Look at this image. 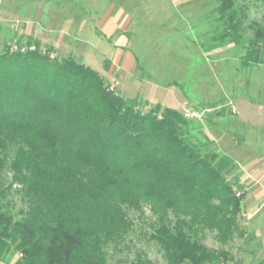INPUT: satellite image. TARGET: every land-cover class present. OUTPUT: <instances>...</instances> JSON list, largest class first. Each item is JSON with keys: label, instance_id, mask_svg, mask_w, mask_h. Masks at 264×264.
I'll return each mask as SVG.
<instances>
[{"label": "trees", "instance_id": "16d2710c", "mask_svg": "<svg viewBox=\"0 0 264 264\" xmlns=\"http://www.w3.org/2000/svg\"><path fill=\"white\" fill-rule=\"evenodd\" d=\"M216 1L213 41L240 46L244 6ZM262 21L248 24L244 68L264 65ZM198 129L179 111L109 91L71 58L0 54V262L15 254L13 264H106L131 227L126 211L148 206L159 219L149 239L165 264H220L227 252L199 236L229 240L241 197L225 178L232 159L209 150Z\"/></svg>", "mask_w": 264, "mask_h": 264}, {"label": "rangeland", "instance_id": "374dc122", "mask_svg": "<svg viewBox=\"0 0 264 264\" xmlns=\"http://www.w3.org/2000/svg\"><path fill=\"white\" fill-rule=\"evenodd\" d=\"M105 2L0 0V54L39 50L50 60L71 58L98 73L122 98L192 120L198 136L204 133L214 142L209 150L232 159L225 178L238 183L233 190L241 197L232 237L223 242L206 231L199 240L227 252L220 264H264V65L247 69L240 61L252 36L248 24L263 23L262 2L234 0L247 15L243 43L236 47L213 41L222 29L216 0H121L110 16ZM118 10L123 13L116 15ZM123 51L131 63L126 59L117 66ZM5 145L8 154L15 148L9 141ZM126 213L131 227L123 244L108 249L106 264H130L139 257L143 264H165L161 248L149 239L158 216L148 206ZM16 260L9 254L0 264Z\"/></svg>", "mask_w": 264, "mask_h": 264}, {"label": "crops", "instance_id": "0c3cea01", "mask_svg": "<svg viewBox=\"0 0 264 264\" xmlns=\"http://www.w3.org/2000/svg\"><path fill=\"white\" fill-rule=\"evenodd\" d=\"M119 1H121V0H106V2H105V8L107 9V14L110 16V15H112V14H114L115 12H116V10H115V2L117 3V2H119ZM127 4V3H126ZM136 4L137 3H135L134 2V5L132 6V3L131 4H129V6L130 7H135L136 6ZM115 11V12H114ZM121 11H119L118 10V12L116 13V15L118 14V13H120ZM121 13H123V12H121ZM115 15V16H116ZM130 21H132V19H130ZM130 26H131V24L129 23L127 26H125L124 28H123V30H122V32L124 33V34H127V33H129L130 32ZM24 35L23 34H21L20 36H19V39H20V37H23ZM3 38H6V37H3ZM115 48H116V46H114ZM128 57H131V56H128ZM127 59V56H126V53L123 51L121 54H120V56L118 57V59H117V61L115 62L116 64H117V66H122V64L124 63V61ZM128 60V62L129 63H131V60H130V58L129 59H127ZM250 215H248V217H249Z\"/></svg>", "mask_w": 264, "mask_h": 264}]
</instances>
